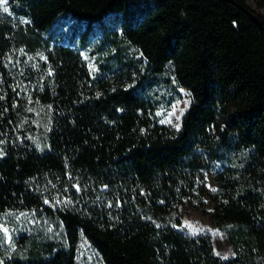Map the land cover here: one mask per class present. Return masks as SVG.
I'll use <instances>...</instances> for the list:
<instances>
[{
	"label": "trees",
	"instance_id": "16d2710c",
	"mask_svg": "<svg viewBox=\"0 0 264 264\" xmlns=\"http://www.w3.org/2000/svg\"><path fill=\"white\" fill-rule=\"evenodd\" d=\"M163 86L188 91L178 131L154 117ZM208 172L212 222L243 248L228 259L169 221ZM69 192L71 248L0 236V264H79L85 241L99 264H264V15L246 0L0 4V216L52 214Z\"/></svg>",
	"mask_w": 264,
	"mask_h": 264
},
{
	"label": "rangeland",
	"instance_id": "374dc122",
	"mask_svg": "<svg viewBox=\"0 0 264 264\" xmlns=\"http://www.w3.org/2000/svg\"><path fill=\"white\" fill-rule=\"evenodd\" d=\"M259 0H246L247 4L257 13L264 15V7L258 6ZM71 25V23H69ZM92 38L99 40V32ZM95 65V63H93ZM162 99L154 110L155 119L172 131H178L181 126L182 116L189 103V95L186 89H180L181 95H175L172 88L163 86L161 89ZM27 130L33 142L42 146L46 135V126L40 119L39 114L34 115ZM79 193L80 190L76 189ZM217 190L214 174L206 173L204 180L199 179L195 187L189 190L169 210V221L179 230L191 235H208L214 245L216 253L223 259L231 258L243 251L236 250L233 241L212 222V214L215 209L213 195ZM106 209L113 206L111 199L107 196L102 198ZM47 206L51 208L52 214L35 211H9L0 216V236L5 244L18 253L29 252V245L22 241V237L30 238L31 241L40 244L53 242L60 247L71 248L66 226L58 211L68 206H76L78 198L72 193H55L51 199H47ZM82 205V203H81ZM163 215L162 218H165ZM168 218V217H167ZM242 244V243H241ZM260 260H262L260 258ZM79 264H99V255L96 249L88 242H82L78 250Z\"/></svg>",
	"mask_w": 264,
	"mask_h": 264
},
{
	"label": "snow or ice",
	"instance_id": "6c2138e0",
	"mask_svg": "<svg viewBox=\"0 0 264 264\" xmlns=\"http://www.w3.org/2000/svg\"><path fill=\"white\" fill-rule=\"evenodd\" d=\"M6 2H7V0H0V4H4V3H6ZM3 11H4V12H7V11H8V8L5 7V8L3 9Z\"/></svg>",
	"mask_w": 264,
	"mask_h": 264
}]
</instances>
